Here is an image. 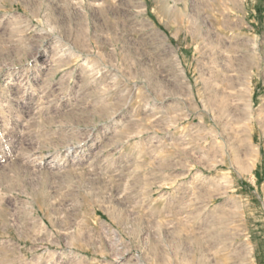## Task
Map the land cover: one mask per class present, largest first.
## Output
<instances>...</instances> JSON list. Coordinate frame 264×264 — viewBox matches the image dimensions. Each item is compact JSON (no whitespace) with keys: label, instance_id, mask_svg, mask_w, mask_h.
Returning <instances> with one entry per match:
<instances>
[{"label":"rangeland","instance_id":"obj_1","mask_svg":"<svg viewBox=\"0 0 264 264\" xmlns=\"http://www.w3.org/2000/svg\"><path fill=\"white\" fill-rule=\"evenodd\" d=\"M0 264H264V0H0Z\"/></svg>","mask_w":264,"mask_h":264}]
</instances>
